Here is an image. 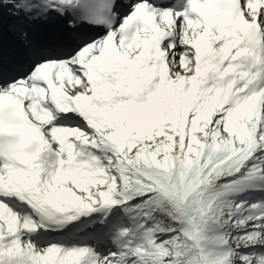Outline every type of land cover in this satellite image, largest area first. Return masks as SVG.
Returning a JSON list of instances; mask_svg holds the SVG:
<instances>
[{"label": "snow or ice", "instance_id": "6c2138e0", "mask_svg": "<svg viewBox=\"0 0 264 264\" xmlns=\"http://www.w3.org/2000/svg\"><path fill=\"white\" fill-rule=\"evenodd\" d=\"M0 264H264V0H0Z\"/></svg>", "mask_w": 264, "mask_h": 264}]
</instances>
